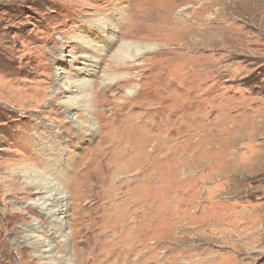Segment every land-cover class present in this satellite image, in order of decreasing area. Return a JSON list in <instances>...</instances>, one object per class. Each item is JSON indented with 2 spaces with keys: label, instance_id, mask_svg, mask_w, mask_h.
Returning <instances> with one entry per match:
<instances>
[{
  "label": "rangeland",
  "instance_id": "374dc122",
  "mask_svg": "<svg viewBox=\"0 0 264 264\" xmlns=\"http://www.w3.org/2000/svg\"><path fill=\"white\" fill-rule=\"evenodd\" d=\"M0 264H264V0H0Z\"/></svg>",
  "mask_w": 264,
  "mask_h": 264
},
{
  "label": "bare ground",
  "instance_id": "6f19581e",
  "mask_svg": "<svg viewBox=\"0 0 264 264\" xmlns=\"http://www.w3.org/2000/svg\"><path fill=\"white\" fill-rule=\"evenodd\" d=\"M104 20L107 21L105 18H104ZM99 25L100 26H104V28L106 27L105 22H101ZM83 37H86V36H83ZM76 38L77 37H73V40H76ZM77 40H79V39H77ZM81 42L83 43L84 48H85V50L83 52L84 53V55H83L84 58H86V59L87 58H92V60L96 61L94 56H92V54H91V52L95 51V49H96L95 46H94L95 45L94 40H92V39L87 37L85 39H81ZM125 47H127V44H125ZM63 78L65 80L64 76H63ZM64 80L61 81V82L58 81L57 83L54 84L53 87H51V91H50L51 94H53V95L54 94H58V93H60V94L62 93V95H64V93L67 94V95L70 94L69 96H66V99L63 101V103L66 106L65 108H67L66 111H69V112L75 106L86 105V103L88 102L87 101L88 86H89V84L87 82L88 80H85V79L81 80V82H82L81 85H79V79H77L78 81H72L70 79L68 81L66 80L65 82H64ZM73 80H76V79L74 78ZM73 86H74V89H79L81 91V93L79 92L81 95L78 94V91L76 92V94H71L70 93V90H71V88H73ZM50 100L51 101L53 100V96L52 95H51ZM168 100L170 101L168 106H173L174 105V102H173L174 101V94L169 92ZM168 111H169V113H171L173 115V113H174L173 110H168ZM136 119L138 120L137 117H136ZM159 119H160V117H159ZM76 123H77V125L80 124L79 126L82 125V122H80V121H78V122L76 121ZM138 124L139 125H144V124H146V121L144 122L143 120H138L137 121V125ZM93 126H94V123L92 122L90 124V128L92 129ZM92 132H93V130H92ZM160 141H161V139H160ZM111 147H112V145L110 146V148ZM125 156H127V155H123V157H125ZM107 169L109 170V168H107ZM32 172H33L32 177L27 178V180H25L24 182H26V183L29 182V183L35 185V187H37L39 189V191H41L39 198H37L36 202H34V203L38 204L39 211H46L47 212V218L50 221L49 227L51 229H53L54 231H56L57 233L62 234L64 232L63 228L66 225L64 212H62L59 216L55 215V210H56L57 207H59L60 204H61V206H63L62 211H64V210L66 211V204H67L66 200L67 199H66L65 193L62 191V186L59 183L57 184L56 182H53L52 181V177L50 176V174H47L46 177H44V176L39 175L40 171H36L35 170V171H32ZM139 221H140V219H139ZM37 228H38V226L35 223H33L32 226H31L33 234H34V232H36ZM50 246L51 245H48V243L45 245V248L42 251V252H45V254H41V257L50 256V249H51Z\"/></svg>",
  "mask_w": 264,
  "mask_h": 264
}]
</instances>
